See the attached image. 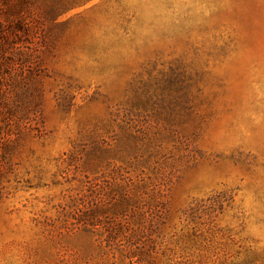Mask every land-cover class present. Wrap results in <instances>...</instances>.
<instances>
[{
    "label": "rangeland",
    "instance_id": "374dc122",
    "mask_svg": "<svg viewBox=\"0 0 264 264\" xmlns=\"http://www.w3.org/2000/svg\"><path fill=\"white\" fill-rule=\"evenodd\" d=\"M0 264H264V0H0Z\"/></svg>",
    "mask_w": 264,
    "mask_h": 264
}]
</instances>
